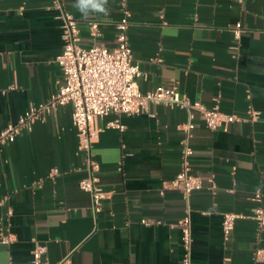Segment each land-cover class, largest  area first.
<instances>
[{"label":"crops","instance_id":"obj_1","mask_svg":"<svg viewBox=\"0 0 264 264\" xmlns=\"http://www.w3.org/2000/svg\"><path fill=\"white\" fill-rule=\"evenodd\" d=\"M76 3L64 0L63 8L79 21V44L114 48L121 0H108L107 14L85 4V15ZM128 8L133 59L146 74L140 88L171 84L236 120L211 129L198 113L151 104L149 113L97 118L87 151L71 105L38 116L0 143V264H32L38 245L47 246L48 264H183L186 217L191 264H264L254 255L264 245L254 221L238 220L228 239L222 229L226 212L250 211L259 188L264 205V0H128ZM59 13L56 0H0V133L62 82ZM117 118L124 129L108 127ZM186 144L203 186L162 193L182 169ZM90 159L107 194L97 216L80 187Z\"/></svg>","mask_w":264,"mask_h":264},{"label":"built area","instance_id":"obj_2","mask_svg":"<svg viewBox=\"0 0 264 264\" xmlns=\"http://www.w3.org/2000/svg\"><path fill=\"white\" fill-rule=\"evenodd\" d=\"M64 0H56L60 10L58 18L62 22V37L64 46L55 58L62 71V82L47 102L31 103L16 124L8 125L0 133V143L13 139L28 127L38 116L51 114L59 106L71 105L72 121L76 127L80 146L89 151L92 141L98 136V129L94 126L97 118L109 114L139 115L149 113L151 104L176 105L186 110L192 118L200 114L207 127L218 129L234 122L236 117L221 112L217 108H209L199 100H193L182 94L171 84H160L153 89L143 91L138 79L146 77L138 63L133 59V52L129 38V8L128 0H121L122 18L116 24V46L109 48L103 44L83 47L79 44V21L63 8ZM242 23L237 22L234 35L239 39L242 34ZM93 36L101 35L100 24L97 21L89 23ZM0 93H6L1 90ZM255 112L254 115H257ZM108 127L124 129L120 119L108 122ZM195 123L191 120L185 126L188 136L191 135ZM193 149L186 144L182 169L171 180L163 183L161 192L170 189H180L186 195L203 186V178L194 173L190 164ZM98 164L89 160L90 174L80 181V187L90 192L92 208L97 216L102 211V205L107 197L103 187L98 184V178L93 171ZM58 173V169H54ZM255 205L247 214L226 212L223 215L222 229L226 239L230 238L235 225L240 219H249L256 223L259 235L264 234V205L263 191L257 189L254 194ZM149 224L148 220H142ZM182 241L185 250L183 264H191L192 229L189 217L182 220ZM10 238L4 237L8 243ZM47 246L38 245L32 252V264H48L46 260ZM255 258L264 262V245L256 248Z\"/></svg>","mask_w":264,"mask_h":264},{"label":"clouds","instance_id":"obj_3","mask_svg":"<svg viewBox=\"0 0 264 264\" xmlns=\"http://www.w3.org/2000/svg\"><path fill=\"white\" fill-rule=\"evenodd\" d=\"M107 2L108 0H77L75 7L85 15L87 14L83 9V5L85 4L88 5V10L107 14L108 9L105 7Z\"/></svg>","mask_w":264,"mask_h":264}]
</instances>
